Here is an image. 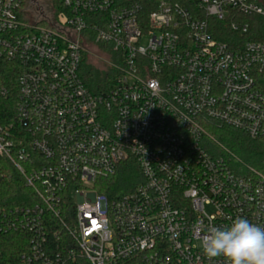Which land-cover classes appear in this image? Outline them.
Wrapping results in <instances>:
<instances>
[{
  "label": "built area",
  "instance_id": "built-area-1",
  "mask_svg": "<svg viewBox=\"0 0 264 264\" xmlns=\"http://www.w3.org/2000/svg\"><path fill=\"white\" fill-rule=\"evenodd\" d=\"M245 17L264 21V0H162L149 13L131 0H0V58L21 68L0 184L7 162L33 200L0 205V236L27 237L0 264H227L204 254L209 229L264 226V175L212 148L224 128L264 139V40L244 38ZM92 53L108 65L101 93L81 74ZM126 163L134 188L100 191Z\"/></svg>",
  "mask_w": 264,
  "mask_h": 264
},
{
  "label": "trees",
  "instance_id": "trees-1",
  "mask_svg": "<svg viewBox=\"0 0 264 264\" xmlns=\"http://www.w3.org/2000/svg\"><path fill=\"white\" fill-rule=\"evenodd\" d=\"M143 4L146 12L155 9L162 0H131ZM174 3H186V0H169ZM242 20L249 23V34L245 36L248 40H264V21L260 17H245ZM215 30L219 39L232 43V38L237 37L231 32L228 22H215ZM20 66L17 62L0 58V122L8 125L16 120V106L18 99V78ZM87 87L95 92L101 93L109 86L108 74L89 65L87 59L83 60L81 71ZM5 92V94H4ZM218 142L222 146L213 145L217 152L219 149L230 162L235 171L248 173L250 169L260 175H264V139H252L242 131L224 128L214 131ZM3 176L0 184L1 206H22L32 203L33 200L26 198L30 196V190L24 184L23 178L15 168L7 162L1 164ZM140 172L133 163L124 164L117 173L107 180V187L100 191L113 195L126 193L134 188L139 181ZM27 239L22 233H9L0 236V250L2 257L7 261H13L19 253L26 250L27 245L22 239ZM71 264H87L85 260H78Z\"/></svg>",
  "mask_w": 264,
  "mask_h": 264
},
{
  "label": "clouds",
  "instance_id": "clouds-1",
  "mask_svg": "<svg viewBox=\"0 0 264 264\" xmlns=\"http://www.w3.org/2000/svg\"><path fill=\"white\" fill-rule=\"evenodd\" d=\"M202 247L209 259L223 256L227 264H264V226L237 217L230 227L210 228Z\"/></svg>",
  "mask_w": 264,
  "mask_h": 264
},
{
  "label": "rangeland",
  "instance_id": "rangeland-1",
  "mask_svg": "<svg viewBox=\"0 0 264 264\" xmlns=\"http://www.w3.org/2000/svg\"><path fill=\"white\" fill-rule=\"evenodd\" d=\"M92 49H93V47H92ZM101 53H102V51H101ZM85 58L87 59V63L89 65H92L93 67H95L96 69H98L100 71H106L108 69L107 63L102 61V59H99L96 56H94L93 53H92V55L86 54ZM217 139H219V138L217 137Z\"/></svg>",
  "mask_w": 264,
  "mask_h": 264
}]
</instances>
